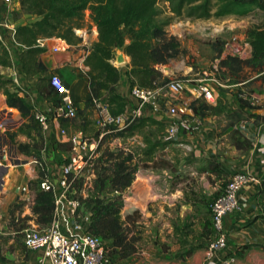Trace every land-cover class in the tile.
I'll use <instances>...</instances> for the list:
<instances>
[{"label": "crops", "instance_id": "crops-1", "mask_svg": "<svg viewBox=\"0 0 264 264\" xmlns=\"http://www.w3.org/2000/svg\"><path fill=\"white\" fill-rule=\"evenodd\" d=\"M20 12L21 9L14 13ZM13 14L9 22L16 29L21 23L13 20ZM85 14L90 19L89 12ZM6 17L0 0V20ZM234 18L237 17H229L224 22L231 20L237 25L244 22L242 18L239 21ZM90 24L92 34L87 35L86 29H82L80 44L70 45L69 50L62 52L48 48L38 57L44 73L59 76L66 85L82 115L75 118L77 123H73L75 119L50 121L48 130L42 131L43 149L24 154L28 157L25 163L10 166L4 159L0 160V264H47L43 251H28L22 244L25 227L19 222L36 225L31 212L33 186L38 187L40 180L48 179L58 196L62 191L58 183L61 167L80 157L79 149L60 135L61 129L70 137L97 139L103 134L96 109L84 103L90 97L89 68L84 62L98 41L97 29ZM0 37L14 64L12 69L8 68L6 78L16 79L19 95L32 107L48 112L51 106H56L42 92L49 79L45 83L40 79L41 73L24 74L19 61L24 51L14 45L9 30H1ZM120 55L123 62L112 64L120 74L117 94L128 104L130 73L138 68L118 50L117 58ZM169 65L156 68L166 77ZM184 69V74L192 73L191 67ZM255 73L232 83L228 79L219 81L213 86L214 103L198 98L193 89L198 74H193L186 84L191 94L182 93L175 104L181 115L201 118L202 126L193 133L179 132L172 141L165 138V121L149 111H144L128 128L104 130L101 144H106L110 154L121 152L125 157L130 156L128 165L134 169L132 184L122 194L120 215L124 226L134 225L137 229L128 234L137 239L136 249L125 259H117L115 255L116 264H209L207 245L213 237L209 207L236 172L248 173L257 182L240 192V210L223 218L228 251L236 254L235 264H264V70ZM258 78L262 79L257 81ZM6 108L17 113L7 107L0 90V112ZM7 116L11 115L7 113ZM16 122L10 132H16L23 120L18 118ZM5 130V126L0 127L1 140L2 136L7 139ZM18 140L29 142L20 134L15 136V141ZM34 157L40 161L39 165ZM57 157L61 162H56ZM23 188L26 192L22 196ZM115 192L111 190L113 199L119 196ZM57 218L63 231H72L75 217L68 204L63 203Z\"/></svg>", "mask_w": 264, "mask_h": 264}, {"label": "trees", "instance_id": "trees-1", "mask_svg": "<svg viewBox=\"0 0 264 264\" xmlns=\"http://www.w3.org/2000/svg\"><path fill=\"white\" fill-rule=\"evenodd\" d=\"M164 1L172 15L184 16L189 20L243 18L256 12L264 13V0ZM158 2L159 0H20L21 11L36 17L33 23L16 28L15 40L26 48L19 56L22 72L27 76L45 72L38 60L39 55L44 52L36 47L39 39L57 38L69 45L80 44L81 38L75 36L74 28H82L78 22L89 11V18L98 32V41L93 44L84 62L89 68L87 76L90 91V97L84 103L86 107H90L94 106L95 101L106 102L112 116L121 114L127 103L117 94L120 74L112 64L116 52L121 50L130 58L131 65L138 68L130 73L131 87L141 88L168 83L170 80L156 66L168 65L181 53L177 38L168 35L165 29L170 20H159ZM220 46L219 56L223 50V45ZM253 55L254 51L252 58ZM248 61L227 58L221 64L227 68L237 65V72L242 69L241 66L250 65L251 61ZM0 66L11 67L10 54L1 41ZM0 88L7 107L15 109L23 120L17 131L9 135L11 143L16 144L22 154L43 149L44 137L41 126L34 119V107L19 95L20 91L12 79L0 75ZM42 92L54 105L58 104L59 96L49 83L43 85ZM134 123L135 121L128 127ZM18 134L25 135L29 142L16 143L15 136ZM130 160V156L120 158L114 153L109 155L108 178L111 189L118 192L119 196L108 203L99 199L91 202L94 206L89 210L95 213L92 233L108 242L109 250L117 255V259H125L135 252L136 239L128 236L129 232L120 215L123 207L122 194L133 181L134 169L128 165ZM40 176L45 177L43 173ZM80 186L79 181L76 188L80 189ZM33 189L35 196L31 212L34 222L40 227L48 226L54 218V193L40 190L39 185L33 186Z\"/></svg>", "mask_w": 264, "mask_h": 264}, {"label": "built area", "instance_id": "built-area-1", "mask_svg": "<svg viewBox=\"0 0 264 264\" xmlns=\"http://www.w3.org/2000/svg\"><path fill=\"white\" fill-rule=\"evenodd\" d=\"M1 1L6 9L7 17L0 20V31L3 29L9 30L17 49L25 51L26 48L16 42V29L9 22V16L20 9V0ZM79 32V30H74L76 36L82 40L83 32L81 31V35H79ZM50 41L52 39H39L36 42V47L43 50L50 48L52 52L67 51L71 48L61 39H54L52 46L49 45ZM252 54V46L239 36H236L231 43L226 44L222 55L208 64L197 75L193 89L198 94V98L206 103H214L213 86L219 83L217 77L222 70L221 62L227 58L248 61L252 58ZM14 82H16V79H14ZM49 84L58 94L59 101L56 106H51L48 112H42L34 108V119L39 123L42 131L48 130L50 121L71 120L78 115L75 103L59 76L51 74ZM182 93H190V91L186 83L180 80H170L166 84L156 85L153 88L133 86L129 94L130 102L121 114L112 116L106 102L95 101L94 108L99 116L103 134L106 133L104 130L111 127L116 130L125 129L139 118L144 111H149L165 121V138L167 141H172L179 132L193 133L202 126L201 118H191L179 113L175 103ZM59 133L79 149L80 157L70 160L61 167L58 183L62 191L58 196L54 194L55 211L53 221L48 226L30 225L25 228L22 232V244L28 251H43L47 264H116L110 255L108 242L91 231L95 213L87 210L84 202L72 198L74 192L70 188V179L81 172L89 159L96 156L100 148L101 138L104 135L102 134L97 139H86L76 136L70 137L64 129H61ZM18 162L19 159L15 157L8 160L10 166H14ZM256 182L257 179L254 176L244 172H236L223 192L211 202L209 209L213 237L207 245L209 264L236 263V254L228 251L222 222L226 215L240 210L239 195L243 188ZM38 185L40 190L54 193V185L50 180H40ZM21 192L23 196L26 190L23 188ZM63 203L70 206L75 217L71 232L63 231L60 220L57 218Z\"/></svg>", "mask_w": 264, "mask_h": 264}, {"label": "rangeland", "instance_id": "rangeland-1", "mask_svg": "<svg viewBox=\"0 0 264 264\" xmlns=\"http://www.w3.org/2000/svg\"><path fill=\"white\" fill-rule=\"evenodd\" d=\"M158 10L160 12V21L170 20L169 25L165 27L168 35L175 36L180 43L181 53L179 57L174 60V63L172 65H169L170 63L168 64L170 66L167 69L168 76H166V78L168 80H180L187 84L189 79L192 78L193 74H199L200 71L206 68L208 64L214 62L215 59L219 58L218 50L219 48H221L220 44L223 45V53L226 44L231 43L238 34L240 35H238L240 38L245 39L252 46L254 55L253 58L248 61H251V64L248 66H241L242 69L237 72L235 71L237 69V65H233L231 68L226 67V69H223L219 72L217 77L218 81L228 79V83H232L242 78L252 77L254 76L255 72L259 73L260 71L264 70V13H252L246 17H243L242 19L244 20V22L237 25L231 20L228 22H224L227 18H212L206 21H199L189 20L184 16L175 17L170 13L168 6L164 0H159ZM85 13L84 17L80 20V22H78L82 25V28H74V30L80 31L79 35H81V31L84 28L86 29L87 35L92 34L93 27L90 24V19L87 20ZM33 18L34 17L32 15H29L22 11L20 13L13 14V20L19 21L21 25H29L33 23L35 21V19ZM234 19L235 21H239V18ZM51 39L52 41H50L49 43L50 46L53 45V40L57 38ZM213 45H215L216 47L214 48ZM6 49L8 50V48ZM116 62L117 56L113 63ZM13 65L14 64L11 60V67L0 66V75L6 78L9 74L8 68L12 69ZM168 65L166 66L168 67ZM221 66L222 68H225L222 64ZM184 67H191L192 73L184 74ZM176 69H178L177 71L179 72H176ZM49 78V74L41 73V81L47 83ZM261 79L262 78H258L257 81ZM0 90L2 89L0 88ZM7 113H9L11 116H7ZM78 114L82 115V112L78 111ZM18 118H20L19 113H16L10 109L6 108L0 112V124L2 126H5V134L7 135V139L4 136H2V140L0 139V157L1 159L3 157L5 163L7 164L8 160L13 157L19 159L20 164L25 163L28 158L27 155L19 152L16 144L9 143L11 142L9 139V135L14 133L10 132V129L17 123L16 120ZM77 121L78 120L75 119L73 123H77ZM73 125L75 124H72V126ZM85 138L91 139L90 137ZM16 143H20V141L18 140L16 141ZM108 150L109 148L105 143L100 144V148L96 156L92 159H89L87 164L81 169V172L70 179V188L72 192H74L72 198L80 202H84L87 210H91V208L94 206V204H91V202H95L98 199L105 203H108L113 199V197L111 196V184L108 178V168L110 165V162H108V158L110 155ZM114 154L119 155L120 158L125 157L121 152H115ZM34 159L36 161V164L39 165L40 161H38L36 157H34ZM55 160L57 163L61 162V158L57 157ZM79 181L81 182V186L80 189H77L76 187ZM19 225L25 228L28 227L26 222H19ZM131 226L132 227L125 226V228L129 233L136 232V227H134V225ZM131 237L135 238L134 236ZM109 252L112 255L113 260L116 261L115 254L112 253V250H110Z\"/></svg>", "mask_w": 264, "mask_h": 264}, {"label": "water", "instance_id": "water-1", "mask_svg": "<svg viewBox=\"0 0 264 264\" xmlns=\"http://www.w3.org/2000/svg\"><path fill=\"white\" fill-rule=\"evenodd\" d=\"M121 62H123L122 55H120V56L117 58V63H121Z\"/></svg>", "mask_w": 264, "mask_h": 264}]
</instances>
